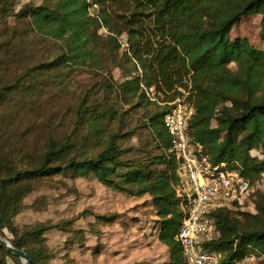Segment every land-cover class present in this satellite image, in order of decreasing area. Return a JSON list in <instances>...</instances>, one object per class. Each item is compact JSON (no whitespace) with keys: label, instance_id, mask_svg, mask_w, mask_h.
<instances>
[{"label":"trees","instance_id":"obj_1","mask_svg":"<svg viewBox=\"0 0 264 264\" xmlns=\"http://www.w3.org/2000/svg\"><path fill=\"white\" fill-rule=\"evenodd\" d=\"M22 12L34 33L61 47L58 56L30 73L88 63L101 66L108 56L113 61L125 58L129 64L131 58L142 66L151 98L138 81L112 90L124 104L145 108L143 126L151 134L154 153L121 147L114 131L93 155H70V145L51 142L29 167L11 157L0 159V236L4 238V231L12 234L13 246L24 251L30 264H48L44 234L54 227L39 224L20 230L13 219L22 211L33 182L70 172L76 178L92 176L120 194L149 196L160 220L158 241L169 250L167 264H186L175 241L182 221L175 190L179 163L168 153L173 140L163 122L167 103L181 96L180 89L188 92L195 110L190 121L193 138L213 164L238 170L250 183L264 175V54L245 39L229 37L241 19L259 15V37L264 41V0H41ZM102 28L105 38L98 35ZM121 35L127 37V52L119 57ZM230 64H235V72ZM115 67L122 70L120 63ZM99 115L92 122L97 133L106 113ZM253 150L262 151L263 159L252 157ZM213 218L218 237L206 247L224 254V264L245 257L264 264V195L255 215L221 209ZM8 260L21 264L0 246V264Z\"/></svg>","mask_w":264,"mask_h":264},{"label":"rangeland","instance_id":"obj_2","mask_svg":"<svg viewBox=\"0 0 264 264\" xmlns=\"http://www.w3.org/2000/svg\"><path fill=\"white\" fill-rule=\"evenodd\" d=\"M40 3L0 0V159L11 157L14 163L29 167L41 159L51 142L70 145V155H93L114 131L121 137V147L153 154L151 134L143 126L145 108L124 104L112 90L133 80L148 99L152 97L144 88L145 72L137 61L129 58V64L125 58L113 61L108 56L101 66L88 63L30 73L61 50L56 42L34 33L23 17L25 7ZM113 12L109 10L114 16ZM260 21L259 15L241 19L232 28L230 40L245 39L264 54ZM98 35L106 37L101 30ZM118 40L121 57L127 52V37L121 35ZM118 63L122 70L115 67ZM229 68L237 70L235 64ZM153 109L149 104L148 110ZM99 113L106 117L97 133L92 122L100 118ZM250 155L263 159L260 150ZM263 195L264 191L255 198V214ZM98 217L114 219L108 222ZM159 221L149 196L120 194L92 176L76 178L67 172L33 182L13 224L20 230L39 224L54 227L44 234L48 264H167L169 250L158 241ZM4 239L15 240L7 231ZM8 264L13 263L8 260Z\"/></svg>","mask_w":264,"mask_h":264},{"label":"built area","instance_id":"obj_3","mask_svg":"<svg viewBox=\"0 0 264 264\" xmlns=\"http://www.w3.org/2000/svg\"><path fill=\"white\" fill-rule=\"evenodd\" d=\"M101 32L107 33L103 28ZM180 92L181 96L167 103L169 111L163 120L173 140L168 153L179 163L175 190L182 221L175 241L186 264H224L221 252L206 247L218 237L213 214L221 209L255 214V198L264 191V175L250 183L238 170L213 164L193 138L190 121L195 110L187 99L188 92ZM228 264L255 263L254 257H245Z\"/></svg>","mask_w":264,"mask_h":264},{"label":"water","instance_id":"obj_4","mask_svg":"<svg viewBox=\"0 0 264 264\" xmlns=\"http://www.w3.org/2000/svg\"><path fill=\"white\" fill-rule=\"evenodd\" d=\"M0 246L3 247L7 252L18 258L22 264H30L27 255L24 251H21L13 246L12 243L6 239L0 237Z\"/></svg>","mask_w":264,"mask_h":264}]
</instances>
